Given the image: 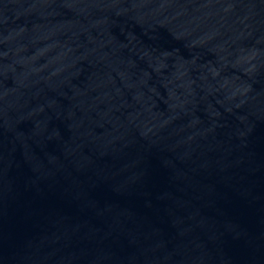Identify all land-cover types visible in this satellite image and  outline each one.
Segmentation results:
<instances>
[{"label":"water","instance_id":"95a60500","mask_svg":"<svg viewBox=\"0 0 264 264\" xmlns=\"http://www.w3.org/2000/svg\"><path fill=\"white\" fill-rule=\"evenodd\" d=\"M0 264H264V0H0Z\"/></svg>","mask_w":264,"mask_h":264}]
</instances>
